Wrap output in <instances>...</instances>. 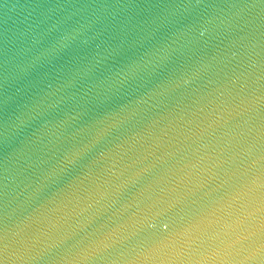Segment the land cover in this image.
Here are the masks:
<instances>
[{"label": "water", "instance_id": "water-1", "mask_svg": "<svg viewBox=\"0 0 264 264\" xmlns=\"http://www.w3.org/2000/svg\"><path fill=\"white\" fill-rule=\"evenodd\" d=\"M0 264H264V0H0Z\"/></svg>", "mask_w": 264, "mask_h": 264}]
</instances>
